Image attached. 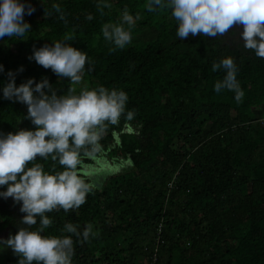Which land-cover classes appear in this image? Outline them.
<instances>
[{"label": "trees", "instance_id": "1", "mask_svg": "<svg viewBox=\"0 0 264 264\" xmlns=\"http://www.w3.org/2000/svg\"><path fill=\"white\" fill-rule=\"evenodd\" d=\"M109 2L111 7L102 10L97 0L44 3L41 17L35 12L24 17L32 25L24 37L0 40L5 73L23 66L17 84L47 76L58 92L69 87L79 92L78 84L58 81L51 69L26 56L34 46L70 35L68 42L92 61L90 70L85 66L83 87L128 94L126 111H134V118L126 122L122 115L119 124L109 125L98 158L120 160L116 131L126 123L141 124L145 136L143 145H124L135 171L111 178L102 188L94 186L77 209L46 213L53 223L44 234H66L62 229L68 222L94 225L95 237L86 242L73 237L72 264H143L150 255L143 245L147 242L154 250L157 235L158 264L162 258L166 264H264V58L244 47L239 31L181 40L170 10L148 12L144 0ZM125 7L140 19L132 29V43L112 50L101 28L118 22ZM89 14L93 19H87ZM226 56L238 66L244 92L239 103L234 92L217 93L213 87L224 71H213L212 64ZM26 112V105L0 98V131L33 128ZM93 161L82 158V176V167ZM36 163L45 171L63 170L50 156L37 157L28 166ZM19 207L10 200L0 205V237L18 230L24 215ZM38 225L39 218L31 227ZM18 259L11 248L0 251V264H17Z\"/></svg>", "mask_w": 264, "mask_h": 264}, {"label": "clouds", "instance_id": "2", "mask_svg": "<svg viewBox=\"0 0 264 264\" xmlns=\"http://www.w3.org/2000/svg\"><path fill=\"white\" fill-rule=\"evenodd\" d=\"M97 7L102 10L111 4L109 0H97ZM144 7L148 12L170 10L178 25L176 35L181 40L189 34L222 36L239 26L244 47L264 58V0H144ZM52 8L64 19L59 5L53 4ZM35 11L31 0H0V40L24 37L31 30L24 17ZM87 19L93 16L89 14ZM139 19V14L125 7L118 22L102 25V36L113 46L112 50L132 43V29ZM70 40L72 37L66 35L50 45L34 46L29 59L51 69L58 81L67 78L76 85L82 82L85 66L88 64L90 70L92 61L86 51L74 47ZM212 70L224 71L222 79L214 83V90L234 92L239 103L244 92L237 79L234 58L226 56L213 62ZM22 71L21 65L5 73L4 65L0 64V73L6 76L0 80V98L26 105L24 118L34 125L14 132L0 131V198L11 197L19 204L20 212L24 213L20 223L25 225L7 238L0 237V251L11 248L19 257L17 264H72L73 237L85 242L95 237L94 225L68 222L62 229L66 234L49 236L44 232L53 221L46 213L60 208L67 212L85 203L94 185L86 182L78 170L82 158L98 160L103 151L100 141L109 125L119 124L122 115L130 122L135 113L126 111L129 97L122 89L85 86L79 92L74 87H69L66 93L58 92L47 76L38 81L29 77L17 84V74ZM124 130L135 133L129 123ZM49 156L63 166L62 171H45L39 163L28 166L37 157ZM104 166L118 173L133 166V161L129 157ZM38 218V227L32 228Z\"/></svg>", "mask_w": 264, "mask_h": 264}, {"label": "rangeland", "instance_id": "3", "mask_svg": "<svg viewBox=\"0 0 264 264\" xmlns=\"http://www.w3.org/2000/svg\"><path fill=\"white\" fill-rule=\"evenodd\" d=\"M55 0H44V3H54ZM31 3L35 6L36 11H35V15L37 18L41 17L39 8L40 6L43 4L42 0H31ZM32 28V25H31ZM229 30H234V31H241L239 26H234L233 28L229 29ZM228 30V31H229ZM187 37H194L191 34H189V36ZM32 52V51H31ZM30 53H26V56L29 57ZM32 62H34V60H32ZM63 80H67L63 79ZM83 81L78 84V88L81 89L83 88ZM78 89V90H79ZM134 129H135V133L133 134H128L125 130H124V126L119 130L116 131V146L120 149L122 155H120V159H126V158H131V155L128 154L125 149H124V145L125 144H129V145H133L135 144L136 146H140L143 145L145 143V136L142 132V125L139 123H129ZM19 128H22L21 126H14L13 128V132L18 130ZM176 141H179L176 140ZM114 159L109 157L108 155L106 156H101L98 158V160L93 161L92 164H87L84 165L81 169V172L84 174L83 177L87 178L91 181V183L95 186V187H104L107 183L110 182L111 178H114L115 176H121V175H127V174H131L132 171H135V165L133 162V166L131 167H126L123 168L121 171H119L118 173H112L110 171L107 170V168L104 166L106 164H110ZM133 161V160H132ZM80 172V171H79ZM6 200H10L11 203H14L13 199L11 197L7 198V199H2L0 201V205L1 207L4 206V203ZM13 206V205H12ZM18 227H25V225L18 223L17 225ZM8 232V230L5 232V234ZM126 238V236L122 237V240ZM147 242H145L144 244H146ZM126 255H128V253H126ZM144 262L143 264H147V256L146 258L142 259ZM163 258L161 259V262L159 264H166V260L163 261Z\"/></svg>", "mask_w": 264, "mask_h": 264}, {"label": "built area", "instance_id": "4", "mask_svg": "<svg viewBox=\"0 0 264 264\" xmlns=\"http://www.w3.org/2000/svg\"><path fill=\"white\" fill-rule=\"evenodd\" d=\"M161 238L159 235H157L155 241H154V250H151V247L148 245H145V250L147 251L149 257H147V264H158L159 262V246H160Z\"/></svg>", "mask_w": 264, "mask_h": 264}]
</instances>
